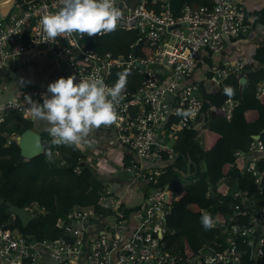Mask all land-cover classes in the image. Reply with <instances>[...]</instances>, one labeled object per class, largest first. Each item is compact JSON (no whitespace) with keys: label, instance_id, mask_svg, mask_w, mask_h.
<instances>
[{"label":"built area","instance_id":"built-area-1","mask_svg":"<svg viewBox=\"0 0 264 264\" xmlns=\"http://www.w3.org/2000/svg\"><path fill=\"white\" fill-rule=\"evenodd\" d=\"M145 1L136 0L130 6L128 0H116V7L123 13L117 28L136 31L135 41L130 43V49L124 55H112L108 51L98 53L80 41L81 36L75 33L67 39L57 37L53 41H44L40 20L46 12L58 11L62 7L61 0L17 1L5 16L0 17V69L8 58L44 46L68 68L69 75L76 76L77 82L96 76L110 87L113 84L107 74L116 67L142 73L139 86L122 93L117 106V122L103 127L113 128L119 144L132 154L123 164V170L143 185L154 183L161 172L156 163L161 152L168 158L174 155L170 145L159 141L158 124L169 113L194 111V115L177 114L175 122L181 128L194 126L201 99L196 84L187 80L199 61L201 50L216 52L223 38H238L250 26L241 0H210V4L198 5L184 3L177 16L171 14L167 0L159 3L158 11L147 7ZM139 40L151 46L148 55L134 54L133 45ZM243 66L241 59L225 60L211 66L209 78L219 83L229 74L240 77ZM263 86L264 79L256 85L257 94ZM231 102L227 99L222 106L225 116L229 115ZM28 107L17 97L0 99V124L5 115L13 111L30 118ZM246 150L264 151V142L252 137ZM254 160V157L246 160L243 171L257 182L260 172ZM231 194L236 200L221 204L216 218L222 225L220 233L223 237L211 240L188 259L181 258L179 247L166 246L161 241V236L174 228L165 223L168 211L165 193L151 186L135 209L136 223L128 232L124 231L126 218L117 211L118 206L101 193L98 201L112 209L109 214H114L113 220L108 222L104 217L103 226L98 228L99 215L93 209L72 208L57 220L71 239L42 238L30 242L23 233L0 226V264H44L42 252L58 263L80 264L77 260L84 245H89L84 264H242L234 246V236H240L249 246L251 258L264 254V200H249L245 191L237 189H231ZM33 207L24 208L30 213ZM240 215H247V221L238 222ZM90 220L92 222L86 228L72 224ZM91 227L94 230L90 231Z\"/></svg>","mask_w":264,"mask_h":264},{"label":"trees","instance_id":"trees-1","mask_svg":"<svg viewBox=\"0 0 264 264\" xmlns=\"http://www.w3.org/2000/svg\"><path fill=\"white\" fill-rule=\"evenodd\" d=\"M161 1L151 3V0H146L145 5L153 11H158ZM184 3L210 4V0H167V6L173 16L179 14ZM244 13L245 17H251L252 25L264 24V6L249 12L245 10ZM135 38V29L116 28L115 31L103 35H84L80 41L98 53L108 51L112 55H124ZM133 51L135 55L145 56L150 53L151 46L139 40L133 45ZM253 57L264 60V35L257 42ZM125 70L130 72L125 90L133 91L141 82V72L116 67L109 70L107 78L114 85L118 79L117 74ZM241 75L246 77V82L240 97L236 92L238 77L233 74L226 76L229 78V86L234 89V95L231 96L234 100L226 118L221 116L224 114L222 106L230 98L224 92L225 86L218 83L214 90H208L204 80L194 82L201 99L196 118L203 113L205 122L198 128H195V125L181 128V150L172 158L161 152V158L156 161L161 172L154 183L144 184L145 190L154 186L165 193L168 205L165 223L174 229L163 234L160 239L166 246L174 244L179 247L178 253L182 259H188L211 240H221L220 236L223 237V233H220L222 225L216 219L218 210L221 204L236 200L228 189L226 178L230 177L234 181L232 189L245 191L249 200H264V155L253 156L260 172L257 182L243 171L246 163L245 153L251 152L246 150V145L252 135L258 134V139L264 142V86L258 94L253 91L254 85L264 79V65L256 69H248L244 65ZM209 77L210 71L207 78ZM210 110H213L215 118H219V121L210 123L206 120ZM177 119V114L169 113L164 125L168 126ZM29 125V119L15 111L10 112V117L0 124V226L15 229L24 235L31 234L37 241L42 238L71 239L68 232L58 224V217L78 207H90L98 215L109 213L112 209L99 203L101 186L93 177L90 166H80L77 152H68L64 145L51 144L46 130L39 133L42 152L14 163L19 149L11 135L20 133ZM55 152L57 157L47 160L49 153L52 155ZM128 159L129 156L125 154L124 164ZM75 167L78 168L77 172L74 171ZM194 170L197 171L195 182L190 187H184L180 173L191 174ZM8 204L24 207L33 205L30 211L33 216L23 225L18 217L8 210ZM138 207L139 205H119L117 211H121L123 218H126L129 212ZM205 213L211 215L214 220V227L210 229H205L201 224V217ZM247 219V215L237 218L238 222H246ZM262 234L264 238V226ZM233 240L242 264H264V254L251 258L249 246L241 237L234 236ZM262 246L264 249V241Z\"/></svg>","mask_w":264,"mask_h":264},{"label":"crops","instance_id":"crops-1","mask_svg":"<svg viewBox=\"0 0 264 264\" xmlns=\"http://www.w3.org/2000/svg\"><path fill=\"white\" fill-rule=\"evenodd\" d=\"M11 1L12 0H0V17L6 15L5 13H7L6 11ZM17 1L21 0H16V2ZM133 1L135 0H129V4H133ZM155 1L157 0H151V3ZM241 2L244 6V10L248 12L264 6V0H241ZM250 18L249 16V23ZM263 35L264 24L252 25L250 23L249 28L242 33L240 37L236 39L223 38L221 47L218 51L212 52L202 49L199 61L187 81L196 82L204 80L207 89L214 90L218 83L207 78L209 69L212 65L220 64L225 60L241 59L248 69H256L261 65L263 66L264 60L262 61L253 57L257 42ZM4 68L6 69L5 71L3 70ZM65 73L67 74L66 76L64 75ZM163 73L164 72H162V74ZM62 76L65 78L69 76L68 68L63 63L56 60L44 46L35 47L24 54L8 58L3 63L0 69V79H4V83H0V99L13 96L28 104L25 98L30 97L33 101L42 103L41 94L51 95L47 93V85ZM228 80L229 78L225 77L220 80L219 83L226 87L229 86ZM255 90L256 86L254 85L253 91ZM6 92L8 94H6ZM236 92L238 97H240L241 93H239L238 89H236ZM229 99L234 100L232 97ZM222 115L226 118L225 113L221 114V116ZM9 117L10 113L6 114L3 121L7 120ZM28 119L30 121L29 127L38 133L48 127L46 122L34 120L31 117ZM206 120L213 123L220 119L217 117L215 118V113L213 110H210L206 115ZM204 122V114L200 113L194 122L195 128L201 127ZM164 123V121H161L156 127L158 139L164 144L170 145L174 154H176L181 150V127H178L175 122H171L168 126L166 124L164 125ZM201 139L199 135V142H201ZM64 146L68 152L75 151L78 153L80 166L83 164L90 166L93 171V177L101 186L100 193L105 195L113 205L116 207L119 205L124 207L140 205L145 193V186L138 180L131 178L129 174L123 170V156L127 154L131 157L132 154L128 152L123 145L119 144L116 132L113 128L101 126L95 129L87 137V143H84L79 148L69 145ZM154 147L155 145H153V148ZM262 155H264V151L254 150L245 153V160L253 156ZM56 157L57 153L55 152L49 155L47 160ZM180 174L182 185L186 188L190 187L197 177L196 170L191 174L187 172H182ZM226 181L229 184V190L234 188L235 183L230 177L226 178ZM108 216H110L111 219H109ZM113 216V213H107L104 219L110 222L113 220ZM136 216L137 212L135 210L128 213L125 219V232H128L135 225ZM92 230H94L93 227L90 228V231ZM88 247L89 245H84L82 247L79 259L77 260L78 263H85ZM41 255L44 264H59L49 258L47 253L42 252Z\"/></svg>","mask_w":264,"mask_h":264},{"label":"clouds","instance_id":"clouds-1","mask_svg":"<svg viewBox=\"0 0 264 264\" xmlns=\"http://www.w3.org/2000/svg\"><path fill=\"white\" fill-rule=\"evenodd\" d=\"M61 4L58 11L46 12L40 20L44 41H53L57 37L67 39L74 33L81 37L110 33L116 30L123 16L116 7V0H61ZM117 75V81L110 87L96 76L79 79L78 82L75 75L59 77L47 85L50 96L41 94L42 103L25 98L29 104L28 113L32 119L47 123L45 130L51 144L79 148L87 143V137L95 129L117 122V106L130 72L125 70ZM224 92L229 97L234 95L231 86H226ZM201 224L210 229L214 227V220L205 213Z\"/></svg>","mask_w":264,"mask_h":264},{"label":"water","instance_id":"water-1","mask_svg":"<svg viewBox=\"0 0 264 264\" xmlns=\"http://www.w3.org/2000/svg\"><path fill=\"white\" fill-rule=\"evenodd\" d=\"M15 2H16V0L11 1L10 5L6 11L7 13L12 8V6L14 5ZM135 2H136V0L133 1V4ZM128 4H129V0H128ZM133 4H129V5L132 6ZM7 13H5V14H7ZM245 81H246L245 76H241L238 78L237 89H238L239 93H241ZM252 137L258 138V134H253ZM12 139L17 144L18 149H19L18 155L15 158L14 163L19 162L21 159L29 158L35 154L41 153L43 150L40 134L37 131L31 129L30 127L23 129L20 133L14 134L12 136ZM7 208L12 214H14L18 217L20 223L23 225L33 216V214L28 213L25 210L24 206H17L15 204H8ZM106 214L107 213L99 215V218L96 220L98 228H101L103 226V222H104L103 218L106 216ZM90 222H92V221L91 220L90 221H83L82 223L73 222L72 224L74 226H77V227L86 228L87 224H89ZM26 236L29 238L30 242H34L36 240L31 234H26Z\"/></svg>","mask_w":264,"mask_h":264},{"label":"rangeland","instance_id":"rangeland-1","mask_svg":"<svg viewBox=\"0 0 264 264\" xmlns=\"http://www.w3.org/2000/svg\"><path fill=\"white\" fill-rule=\"evenodd\" d=\"M3 70L5 71L6 69L4 68ZM64 75L66 76L67 74L65 73ZM0 83H4V79L1 78V79H0ZM6 94H8V93L6 92ZM108 218L111 219L110 216H108Z\"/></svg>","mask_w":264,"mask_h":264}]
</instances>
